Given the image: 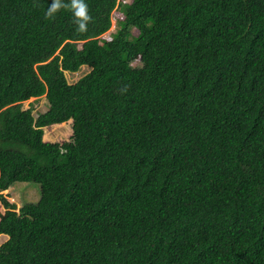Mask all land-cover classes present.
Returning a JSON list of instances; mask_svg holds the SVG:
<instances>
[{"label": "trees", "instance_id": "16d2710c", "mask_svg": "<svg viewBox=\"0 0 264 264\" xmlns=\"http://www.w3.org/2000/svg\"><path fill=\"white\" fill-rule=\"evenodd\" d=\"M51 3L0 0V264H264V0Z\"/></svg>", "mask_w": 264, "mask_h": 264}, {"label": "rangeland", "instance_id": "374dc122", "mask_svg": "<svg viewBox=\"0 0 264 264\" xmlns=\"http://www.w3.org/2000/svg\"><path fill=\"white\" fill-rule=\"evenodd\" d=\"M114 21L112 19L111 26L108 30L102 33V35H106L110 29H114ZM87 69L82 71L78 70V72L67 74V80L69 82L74 81L77 77H79L82 73H84ZM29 103H33L34 112L43 111L46 109V99L45 96L42 95L39 98H28L23 100L22 107H27ZM71 134V121L67 120L62 122L61 124L54 125L51 127L44 128L43 139L50 141H61L68 139ZM32 185L33 183H29ZM34 185V184H33ZM36 186V184H35ZM3 193L6 195L7 199L10 201H14L17 206H21L23 200H33L38 197V192L32 186H29L28 183H19L8 186L3 190ZM7 236L4 234H0V242L3 241Z\"/></svg>", "mask_w": 264, "mask_h": 264}, {"label": "clouds", "instance_id": "9594fccd", "mask_svg": "<svg viewBox=\"0 0 264 264\" xmlns=\"http://www.w3.org/2000/svg\"><path fill=\"white\" fill-rule=\"evenodd\" d=\"M62 9L70 10L72 12L74 17L73 22L76 25L77 32H86L89 23L93 22V17L90 14V8L86 3V0H69V2H65V0H52V3L49 5L45 13V19L54 18L55 14Z\"/></svg>", "mask_w": 264, "mask_h": 264}]
</instances>
